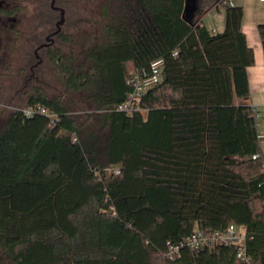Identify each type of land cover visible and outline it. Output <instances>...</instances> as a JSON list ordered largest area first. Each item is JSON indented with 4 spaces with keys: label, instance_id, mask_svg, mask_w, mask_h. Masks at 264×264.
<instances>
[{
    "label": "trees",
    "instance_id": "16d2710c",
    "mask_svg": "<svg viewBox=\"0 0 264 264\" xmlns=\"http://www.w3.org/2000/svg\"><path fill=\"white\" fill-rule=\"evenodd\" d=\"M131 24L107 20L102 41L83 54L58 51L53 62L72 100L42 89L27 106L58 116L12 111L0 127V252L15 264H264V159L250 95L255 54L241 6L198 0H140ZM223 7L226 26L203 23ZM264 51V24L258 26ZM163 59L166 81L142 98L145 113L116 111L135 70ZM85 101L93 113L70 114ZM76 138V141L74 140ZM111 170V173L108 172ZM119 170V174H115ZM244 227L246 255L235 246L163 253L195 231ZM23 248V249H19Z\"/></svg>",
    "mask_w": 264,
    "mask_h": 264
},
{
    "label": "flooded vegetation",
    "instance_id": "af4514ba",
    "mask_svg": "<svg viewBox=\"0 0 264 264\" xmlns=\"http://www.w3.org/2000/svg\"><path fill=\"white\" fill-rule=\"evenodd\" d=\"M94 1L101 5L98 14L105 12L107 20L116 24L124 18L131 24L136 11L140 12V0H0L2 67L11 55H23L24 87L42 82L41 76L51 68L53 55L66 44V37L75 36L78 23L88 22L94 14Z\"/></svg>",
    "mask_w": 264,
    "mask_h": 264
},
{
    "label": "rangeland",
    "instance_id": "374dc122",
    "mask_svg": "<svg viewBox=\"0 0 264 264\" xmlns=\"http://www.w3.org/2000/svg\"><path fill=\"white\" fill-rule=\"evenodd\" d=\"M190 5H196L198 0H189ZM94 14L90 17L88 22H79L75 36L68 35L65 39L66 44L61 47L62 52L69 54L72 52L78 58L79 62L84 63V52L95 44V41H102V22L99 9L101 5L98 1L91 6ZM89 15V14H88ZM115 23V22H114ZM20 48V46H17ZM1 55V51H0ZM23 55H11V58L6 61L5 67L0 64V127L3 126L8 115L16 109L27 107L29 98L37 93L36 89H42L48 97H60L64 102L72 100V95L65 93L54 62L50 64L51 68H47L45 75L41 76L42 82L33 81L26 87L23 85V76L26 75L27 70L21 69V58ZM85 101L79 105L80 109H73L70 114L76 116L79 122L86 119V116L93 113L94 110L89 109ZM261 117V116H260ZM261 120V118H260ZM237 231L241 234L245 232L244 227H239ZM23 249V248H19ZM164 261L158 256L152 260V264H163ZM15 264L12 258L7 257L0 252V264Z\"/></svg>",
    "mask_w": 264,
    "mask_h": 264
},
{
    "label": "built area",
    "instance_id": "2783aa9c",
    "mask_svg": "<svg viewBox=\"0 0 264 264\" xmlns=\"http://www.w3.org/2000/svg\"><path fill=\"white\" fill-rule=\"evenodd\" d=\"M264 2V0H259ZM163 59L152 62L148 67L135 70L128 80V84L133 87L125 102L116 107V111L132 115L136 112L145 113L147 110L141 106L143 96L152 88L159 85L162 81ZM21 112L26 118H32L36 115L45 116L50 119L51 124L55 125L58 122V116L51 113L47 108L34 105L26 108L16 109ZM255 115L259 121L260 115L254 108ZM76 141V138L74 139ZM264 159V151L254 154L252 159ZM111 173V170H108ZM119 170H115V174H119ZM264 187V183H263ZM239 226L230 225L223 231H215L212 233L205 232L201 229L195 230L186 240L178 245L168 242L163 257L169 261L177 260L183 248L190 250H199L205 247H216L219 245L235 246L236 258L238 261L250 263V259L246 255V232L239 233Z\"/></svg>",
    "mask_w": 264,
    "mask_h": 264
},
{
    "label": "crops",
    "instance_id": "0c3cea01",
    "mask_svg": "<svg viewBox=\"0 0 264 264\" xmlns=\"http://www.w3.org/2000/svg\"><path fill=\"white\" fill-rule=\"evenodd\" d=\"M225 5L241 6L244 10L242 32L245 34L248 46L255 54V65L248 68L250 95L245 102L255 108L259 119V139L264 151V51L258 31V26L264 24V2L259 0H225ZM203 23L212 34L222 33L226 26L223 7L212 10L204 18Z\"/></svg>",
    "mask_w": 264,
    "mask_h": 264
},
{
    "label": "water",
    "instance_id": "95a60500",
    "mask_svg": "<svg viewBox=\"0 0 264 264\" xmlns=\"http://www.w3.org/2000/svg\"><path fill=\"white\" fill-rule=\"evenodd\" d=\"M193 4H195V3H193ZM193 4L190 5L189 0H186V6H185V10H184V15L187 18H191L194 15L195 11H196L197 7H196V5H193ZM162 78H163V82H165L166 78H167L166 73H163Z\"/></svg>",
    "mask_w": 264,
    "mask_h": 264
}]
</instances>
